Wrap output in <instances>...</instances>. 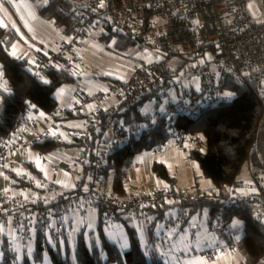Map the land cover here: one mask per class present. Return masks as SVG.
Listing matches in <instances>:
<instances>
[{
  "label": "built area",
  "instance_id": "1",
  "mask_svg": "<svg viewBox=\"0 0 264 264\" xmlns=\"http://www.w3.org/2000/svg\"><path fill=\"white\" fill-rule=\"evenodd\" d=\"M83 3L85 8L77 13V24L72 33L67 34L68 39L60 43L55 52L41 54L32 64V70L41 75L52 68L66 66L73 70L79 66L80 51L86 47L91 30L112 28L148 44L156 58L134 63L125 69L124 79L110 85L107 93L115 95L118 103L105 113L117 116L141 101L146 102L150 94L157 96L159 102L173 87L175 79L183 84L178 111L190 116H199L208 108L227 102L232 97L224 96L226 92L231 93L226 87L229 78L241 85L252 83L257 93L264 95V13L255 14L250 0H83ZM0 85L6 91L13 90V85L6 83L1 75ZM68 112L74 109L63 111L64 114ZM22 120L17 118L8 135L0 139V166L6 167L8 173L13 152L32 147L40 140L26 137L21 129ZM122 132L123 128L117 127L114 120L99 127L90 162L92 179L79 180L74 190L63 192L56 201L38 204L31 195L27 199L0 198L5 205L0 211V226L10 225L24 246L30 241L36 244L40 238L44 247L48 238L60 234L62 218L76 208L83 213L84 206L95 207L102 223L113 226L122 217L144 218L151 206L161 202L185 205L204 197L229 205L251 206L255 216L264 221V178L252 170L249 182L221 184L206 191L177 192L160 188L129 198H117L102 191L99 185L105 155L118 148L116 139ZM187 135L191 134L179 133L164 145L183 147ZM90 138V131L85 130L79 140L87 146ZM190 141L203 143L193 136ZM54 171H59L57 165ZM249 185L252 191L242 188ZM49 186L54 188L55 184ZM186 219L187 210L182 209L165 220V227H178ZM210 230L223 233L225 227L221 222L211 223ZM165 239L154 236L158 243ZM1 242L0 230V248L3 247ZM225 246L212 241L205 253L217 258Z\"/></svg>",
  "mask_w": 264,
  "mask_h": 264
},
{
  "label": "trees",
  "instance_id": "2",
  "mask_svg": "<svg viewBox=\"0 0 264 264\" xmlns=\"http://www.w3.org/2000/svg\"><path fill=\"white\" fill-rule=\"evenodd\" d=\"M31 1L40 3V15L53 21L66 34L72 33L77 24V13L85 8L80 0ZM16 38L15 33L6 32L0 27V75L6 83L13 85L11 91H2L0 88V139L8 135L17 118H24L31 106L48 113L55 111L59 105L58 89L75 81L66 66L45 70L41 75L35 74L27 59L9 54V48ZM113 38L116 51H127L133 46H148L112 28L101 31L100 40L103 43ZM226 87L230 89L232 97L225 103L208 108L199 116L178 111L176 117L169 118L163 112H157L151 119L152 116L145 113L142 101L117 116L109 113L99 116V127L108 120H114L117 127L123 128L121 134L129 133L128 140L122 146L118 145L117 149L105 155L107 162L101 183L111 176L113 191L120 197L125 196L128 170L133 167L136 156L145 150L162 148L169 138L179 133L204 137L206 150L203 151L200 146L194 147L189 151V158L199 162L204 175L215 186L233 185L241 181V173L246 165L264 178V95L257 93L254 84L241 85L231 78ZM175 107H178L177 102L170 103L169 108ZM91 128L88 146L93 150L98 131L95 125ZM62 145L66 143L58 139H46L37 141L34 147L46 153ZM89 169L90 163L85 168L83 179H86ZM153 169L160 177H168L164 164L156 162ZM174 204L161 202L151 206L149 211L160 218ZM184 207H190L191 211L207 209L211 223L217 219L225 227V232L230 228L231 220L237 217L243 223L244 232L236 244H231L230 249L242 257L241 264H264V221L255 216L253 207L245 204L229 205L207 197L186 203ZM99 230L100 243L95 239L90 244L86 243L84 230L78 235L75 256L79 264H165L156 248L142 245L133 227L127 226L131 245L126 251L106 237L101 224ZM36 246L38 256L43 248L40 238ZM50 257L54 264H71L68 258H61L53 248H50ZM14 260L11 249L6 248L0 264H15Z\"/></svg>",
  "mask_w": 264,
  "mask_h": 264
},
{
  "label": "crops",
  "instance_id": "3",
  "mask_svg": "<svg viewBox=\"0 0 264 264\" xmlns=\"http://www.w3.org/2000/svg\"><path fill=\"white\" fill-rule=\"evenodd\" d=\"M80 1L83 3V0ZM39 5L40 3L33 2L31 0H0V27L6 32L11 31L15 33L17 36L16 40L9 48V54L16 58L27 59L30 64H33L41 54L55 52L59 44L68 39V35L64 33L61 28L56 27L53 21L45 19L40 15ZM100 35L101 33L99 34L94 30L90 31L86 47L80 51L81 55L79 60L81 64H79V66H75V68L71 70L75 77V81L62 85L57 91V98L59 101L57 109L48 113L36 108L35 106H31L22 120L21 129L27 138H39V141H44L46 139H58L65 142L66 145H69L70 149L79 148L82 159H77L72 152H67L63 149L58 151H48L46 152V156V153H43L34 147L35 144L22 151L15 150L10 159V173L7 172L6 167H2L6 169V172L12 178L16 177V172H19L21 176H18V179L13 181L15 187L13 186V188H8L7 194L10 193L12 195H0V198L8 199L10 196H16L27 199L31 195L34 198L33 200L35 203H51L56 201L63 192L74 190L77 182L84 178L86 170H84V173L80 175V177L82 176L81 179L80 177L77 178L74 173L75 171L81 169L87 159L88 162L85 163L86 165L84 164V167L86 168L87 164L91 162L89 160L92 158L94 149L92 150L87 144L89 147V150H87V146L79 140V137L83 131H90L92 129L91 127L94 125L97 127V132L99 129V116L118 103V98L112 94L108 95L107 91L112 83L121 79L112 77L109 73H118V70L125 73V69L132 66L127 63L126 59H121L117 56V53L110 51L100 40ZM13 51H15V55H12ZM155 58L156 53H153V56L149 53L147 54V59L144 58V60L150 61ZM173 86H176L180 92L183 84H180V82H174ZM0 88L2 91H6L3 85H0ZM148 99L144 102V108L149 103ZM170 103L167 105L168 110L174 111L178 114V110L180 108L179 102H177L178 107L172 109L169 108ZM68 108H73L74 112L64 114L63 111ZM157 112L158 111H154L151 113L148 109L145 110L146 114H150V116L153 117ZM14 142H16V140ZM71 146H75L76 148H72ZM30 151L36 153L35 155H37L39 159V165L31 161V156L29 154ZM21 158L23 159L22 165L19 163ZM55 165L59 167L58 172L54 171ZM144 166L145 172L148 173L149 164L147 156L144 158ZM247 168L249 176L244 178L241 177V181H250L251 170L249 166H247ZM136 179V172L134 167H132L128 170V179L125 183L126 194L122 197L118 196L113 191V180L111 176L102 181L99 188L102 191L110 192L117 198H129L133 195H140L137 193L138 191L134 190L132 187V181ZM58 181L59 183H57ZM50 183H54L55 187L51 188L49 186ZM154 184L155 182L149 183L148 189L145 193L150 190L163 188V186L159 183H157L156 186ZM23 186H26L27 188L25 189ZM212 187H215L214 183L207 188L200 189L206 191ZM242 188L247 191L253 190L250 185ZM171 189H175L174 185H172ZM4 209L5 205L0 202V211ZM85 214L86 210L82 213L80 209L76 208L71 213L63 217L61 220L63 229L60 234L54 238L57 239L62 235H66V226H68V224H71L70 230H73V223L75 220L76 223H78L80 231L83 230L85 227ZM149 214L152 213L149 211L147 215L141 219L136 217L120 219L118 223L113 226H109V228H113V230H110L109 233L114 235L116 240H119L122 235V233L120 234V230L124 231L127 226L133 227L137 232L138 230H144L147 232L149 242L156 244V246L159 245L160 249L164 250V253L170 256L171 251L168 249L173 250L172 245L169 239H167L166 234L163 233L161 236L155 234V222L150 220ZM213 223L216 222L213 220ZM8 226L12 229L10 225ZM8 231L2 238L1 244H3V247L0 248L2 254L5 253L6 248H12ZM109 233L105 235L109 240H112ZM218 234L220 236H225L224 240L228 244H236L242 236L238 231L236 234H232L230 228L227 229L226 232H218ZM154 236L164 237L166 239L163 243H158L154 240ZM219 242L225 244L223 241ZM28 247L29 245L24 247V250H28ZM145 247L156 248L154 245H145ZM11 255L14 258L16 257L13 255L12 249ZM185 258L186 257L184 255L176 253V257L173 261L170 259L168 262H170V264H189L181 262L182 259Z\"/></svg>",
  "mask_w": 264,
  "mask_h": 264
},
{
  "label": "rangeland",
  "instance_id": "4",
  "mask_svg": "<svg viewBox=\"0 0 264 264\" xmlns=\"http://www.w3.org/2000/svg\"><path fill=\"white\" fill-rule=\"evenodd\" d=\"M250 8L252 11L259 15L264 13V0H250ZM97 33H101V30H94ZM115 38L111 39L108 43L104 42V45L108 47L110 51H114L117 53L119 58H123L127 60V63L133 65L134 63L140 62L141 60L147 59V54H151L153 56V50L150 47L140 48L138 46H133L127 51H116L115 47ZM197 64V60L194 61ZM118 73H109L112 77H117L119 79H124L127 74L120 70ZM175 82H179L178 79L174 80ZM179 101V91L176 86L170 88L167 95L163 96L159 102H157V96H152L149 98V103L144 108V110L148 109L151 113L154 111L163 112V114L167 115L169 118H174L177 116V113L174 111H169L167 105L170 102H178ZM162 110V111H161ZM154 117L152 116L151 119ZM146 124V123H145ZM128 130L129 127L127 126ZM200 138L204 140V137L199 134L187 135L185 137V143L183 147H176L174 145H163L162 148L156 147L154 149L145 150L144 152L138 154L135 158V163L133 165L134 170L136 172V180L132 181V187L134 190H137L138 194H144L148 189L149 183H154L155 186L157 183L161 184L163 188L171 189L172 185H174V190L177 192H189L194 190H201L200 188H207L212 185V180L204 175L203 169L198 161L189 158V151L197 146H200L203 151L206 150L205 143H192L190 141L191 137ZM113 134H110V140H112ZM129 138V133L126 135L121 134V136L116 139L118 141L119 146H122ZM72 148H76L75 146H71ZM83 148V147H82ZM63 149L67 152H72L77 159L81 158V151L79 152V148L70 149L69 145H62L59 148L55 149L56 151ZM30 159L32 162L39 165V159L36 153L33 151L29 152ZM47 156V153H46ZM147 156L148 164H149V172H145L144 166V158ZM88 160H85L87 163ZM107 162V161H106ZM162 163L166 166L168 177H160L153 169L155 163ZM20 165L23 163V159L21 158L19 161ZM84 163V164H85ZM82 165L81 169L75 171L74 175L77 178L80 177L81 174L84 173L85 167ZM86 165V164H85ZM24 168V167H23ZM29 171V170H28ZM18 176H21L19 172H16V177L12 178L7 172L6 169L0 166V195H12L7 194L8 188H13L15 179H18ZM248 175L247 165L243 168L241 173V177H246ZM75 177V176H74ZM75 177V178H76ZM82 176L80 177V179ZM86 179H92L90 169L86 172ZM83 179V178H82ZM75 181V180H74ZM74 183V182H73ZM72 183V184H73ZM15 187V186H14ZM22 188V187H21ZM23 188H27L23 186ZM134 196V195H133ZM16 196H10L8 199H12ZM132 197V196H131ZM168 203H173V201H168ZM182 209L187 210V219L183 222L182 225L178 227H165V220L169 217L175 216ZM84 210H86V214L84 215L85 219V227H84V240L86 243L90 244L93 239L97 243H100V230L99 225H102V230L105 234L109 233L113 228H109L101 221L100 212L97 208L92 206H84ZM150 220L155 222L154 232L156 235L161 236L163 233L167 235V239H169L173 250H170V256L164 253V250L160 249V246L154 243L149 242L147 238V232L144 230H138L137 235L139 236L141 243L143 246L145 245H154L158 252L162 255L163 262L168 264V260H172L176 257V253L184 255L186 258L182 259V263L189 264H241L242 257L236 252L232 251L231 243H226L225 236H220L218 231L210 230V218L208 215L207 209H198L196 211H191L190 207H184L181 204H174L172 208L163 214L162 217L158 218L155 214H149ZM239 221L238 225H234V221ZM217 223L218 220L214 219ZM73 230H70L71 224L66 226L67 233L66 235H62L59 238H49L47 239L46 245L39 251V255H36L37 246L33 241H30L24 247H28V250H24L23 244L20 242L16 234L12 229L9 228L8 225H1V240L4 234L8 231V236L10 243L12 245V253L15 255V264H54L50 257V248H53L55 251L59 252L61 258H68L71 264H79L75 252L76 245L78 240V235L80 234V228L76 220L74 221ZM91 225V227H88ZM244 226L242 221H240L237 217H234L230 222V231L232 234H236L238 231L240 235L244 232ZM159 232V233H158ZM126 237L128 242V247L122 249L126 251L130 248V234L126 229L124 231L120 230V234ZM165 235V236H166ZM120 241V239L116 240ZM215 241H223L225 243V250L217 258H210L206 255L205 251L207 249L208 243ZM235 244V243H233ZM55 245V247H53ZM119 245V243H118ZM159 246V247H158ZM2 252L0 251V263L2 260ZM175 255V256H174ZM179 259V258H178Z\"/></svg>",
  "mask_w": 264,
  "mask_h": 264
},
{
  "label": "snow or ice",
  "instance_id": "5",
  "mask_svg": "<svg viewBox=\"0 0 264 264\" xmlns=\"http://www.w3.org/2000/svg\"><path fill=\"white\" fill-rule=\"evenodd\" d=\"M45 2H47V0H45ZM101 6H103V5H101ZM12 55H15V51H13V53H12ZM198 86V85H197ZM231 95H232V93H230V92H226V93H224V96L225 97H231ZM55 134V133H54ZM57 183H59V181L57 182ZM45 202H47V201H45ZM240 222L237 220V221H234V225H238ZM88 227H91V225H88ZM109 236H110V238L112 239V240H114V241H116V237L114 236V235H112L111 233H109ZM49 240H50V242H51V239L49 238ZM117 243H119V247L121 248V249H125V248H127L128 247V242H127V239H126V237H124L123 235H121V237H120V241H117ZM53 247H55V245H53Z\"/></svg>",
  "mask_w": 264,
  "mask_h": 264
}]
</instances>
